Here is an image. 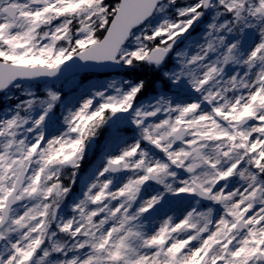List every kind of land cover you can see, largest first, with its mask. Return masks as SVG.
<instances>
[{
  "label": "snow or ice",
  "instance_id": "snow-or-ice-1",
  "mask_svg": "<svg viewBox=\"0 0 264 264\" xmlns=\"http://www.w3.org/2000/svg\"><path fill=\"white\" fill-rule=\"evenodd\" d=\"M0 264H264V0H0Z\"/></svg>",
  "mask_w": 264,
  "mask_h": 264
}]
</instances>
